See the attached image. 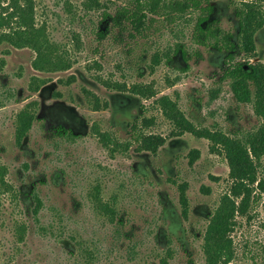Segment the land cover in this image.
I'll return each instance as SVG.
<instances>
[{"label":"rangeland","instance_id":"374dc122","mask_svg":"<svg viewBox=\"0 0 264 264\" xmlns=\"http://www.w3.org/2000/svg\"><path fill=\"white\" fill-rule=\"evenodd\" d=\"M127 1L32 0L35 26L65 69L37 68L30 46L0 42V264H207L204 233L220 214L228 264H264V156L255 180L239 184L210 135L236 136L261 118L219 82L225 52L194 56L192 22L102 37V16ZM236 1L215 0L214 12L234 39ZM8 11L0 0V19ZM176 41L187 61L168 60ZM254 42L264 61V27ZM170 107L197 132L181 130ZM23 112L33 121L18 137ZM138 118L164 137L157 152L129 143Z\"/></svg>","mask_w":264,"mask_h":264},{"label":"trees","instance_id":"16d2710c","mask_svg":"<svg viewBox=\"0 0 264 264\" xmlns=\"http://www.w3.org/2000/svg\"><path fill=\"white\" fill-rule=\"evenodd\" d=\"M9 8L10 11L0 19V25L5 22L9 26L8 31H0V42L6 41L15 47L30 46L37 55L34 61L37 68L41 63L58 69L67 68V64L53 60L45 31L35 26L32 0H9ZM214 12L215 0H128L118 5L113 14L105 13L102 16L107 25L100 34L102 37L111 35L118 28L120 31L126 30L127 38L133 40L149 36L159 28L158 25H166L172 30L180 23L185 26L192 22L190 38L197 45L194 56L200 57L202 49L225 52L219 82L224 80L229 85L232 96L238 102L251 103L254 112L261 118V123L245 133L235 130L236 136L220 132L210 134V131L202 134H210L222 148L230 165L231 175L239 184L245 179L253 182L255 164L264 156V61L259 59L254 42L256 31L264 27V0H237L234 3L233 12L238 22L235 39L232 30L224 27L214 17ZM12 20L16 22L14 26L10 22ZM176 54H180L185 61L190 58V52L182 41L174 43L168 60ZM170 113L176 123L180 122L181 130L197 132L186 119L179 117L180 113L176 108L170 107ZM18 120L19 137L28 131L33 117L23 112L19 114ZM142 125L144 123L141 118L131 124L129 143L138 151L157 152L165 141L164 137L146 133ZM55 133L58 136L74 137L64 127L57 128ZM102 207L110 213L115 211L107 202ZM117 220L121 222L120 217ZM225 232V224L220 214L204 233L203 249L207 264L230 262L232 252Z\"/></svg>","mask_w":264,"mask_h":264},{"label":"flooded vegetation","instance_id":"af4514ba","mask_svg":"<svg viewBox=\"0 0 264 264\" xmlns=\"http://www.w3.org/2000/svg\"><path fill=\"white\" fill-rule=\"evenodd\" d=\"M65 128V127H64ZM68 129V128H67ZM68 130H70V129H68ZM71 131V130H70Z\"/></svg>","mask_w":264,"mask_h":264}]
</instances>
